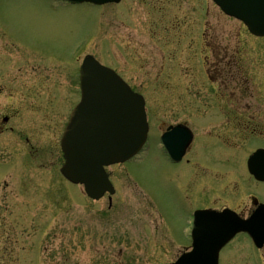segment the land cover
Segmentation results:
<instances>
[{
    "label": "rangeland",
    "instance_id": "obj_1",
    "mask_svg": "<svg viewBox=\"0 0 264 264\" xmlns=\"http://www.w3.org/2000/svg\"><path fill=\"white\" fill-rule=\"evenodd\" d=\"M88 55L144 95L151 125L145 149L107 169L115 194L97 201L59 172V133L79 98V66ZM223 57L238 71L237 95L256 96L250 111H264V38L210 0H0V66L11 67L9 79L0 76V108L21 109L16 134L0 137V264H171L183 248L168 231L185 225L187 187L191 206L228 207L244 217L253 196L264 202V183L246 168L264 147V113L259 128L239 130L247 120L235 119L232 100L224 107L219 99L233 85L224 89L223 78L207 72ZM161 122L192 130L189 166L168 161ZM192 157L200 168H190ZM220 264H264V248L239 236Z\"/></svg>",
    "mask_w": 264,
    "mask_h": 264
},
{
    "label": "water",
    "instance_id": "obj_2",
    "mask_svg": "<svg viewBox=\"0 0 264 264\" xmlns=\"http://www.w3.org/2000/svg\"><path fill=\"white\" fill-rule=\"evenodd\" d=\"M63 1L103 5L120 0ZM213 1L225 14L241 20L252 34L264 37V0ZM81 88V103L72 112L61 141L65 158L61 173L98 200L106 192L114 193L105 167L124 163L142 149L148 123L143 98L91 56L81 66ZM166 146L172 153V146L167 142ZM248 169L264 182V149L250 156ZM239 232H247L257 247L264 245V204L246 220L229 210L196 214L194 250L174 264H218L220 249ZM200 240L208 243L201 245Z\"/></svg>",
    "mask_w": 264,
    "mask_h": 264
},
{
    "label": "flooded vegetation",
    "instance_id": "obj_3",
    "mask_svg": "<svg viewBox=\"0 0 264 264\" xmlns=\"http://www.w3.org/2000/svg\"><path fill=\"white\" fill-rule=\"evenodd\" d=\"M13 42V41H12ZM13 44V43H12ZM22 58V57H21ZM20 58V59H21ZM19 59V60H20ZM13 60L14 57H13ZM18 60V61H19ZM64 64V62H63ZM5 66H0V76L4 75L6 76L8 79V70L11 69V67H9V65L7 66L6 64H4ZM28 65H25V67ZM211 68L210 70H208L207 72L210 73V71H214L215 72V78L216 80L218 79V77H222L223 79L220 81L221 86H223L224 89H227V86L233 85L231 87L234 88V92L231 91L232 95L226 96V95H221L219 97V99H221L220 102L225 103L226 107V103H227V98H229L230 100H232V102H230V110L233 111L235 113V119L236 120H247L246 124L243 127L239 126V130L243 131V132H249V131H253L257 129V126L259 128V123L257 119H259V116H261L260 114H262V112L264 113V111H250L251 109H253L254 106L250 101H248V99L250 100H254L257 99V97L255 96H250V97H246L243 96L241 94L237 95L238 92H240L242 86H241V81H236L234 79L235 75H237V72H235L236 69L232 68V60L227 59L226 57L220 58L219 60H216V63L210 65L209 67ZM23 70L21 68H19V72ZM234 72V73H233ZM4 85V84H3ZM2 84H0V87L3 86ZM2 90L0 89V93ZM242 91V90H241ZM78 95L80 99L81 97V87H80V77H79V72H78ZM77 100V101H78ZM225 100V101H224ZM77 101L73 104V106L70 108V110L76 105ZM252 104V105H250ZM257 109H259L257 107ZM69 110V111H70ZM69 111L67 112L69 115ZM21 114V109L18 107H10L7 110L0 108V137H4L9 135L10 137L15 135L17 132V122H16V118ZM224 115V114H222ZM67 116V115H64ZM226 116V115H225ZM67 124V119L64 122V125L62 126V129L60 130V136L65 128ZM173 128H179L180 133H177L176 138H173V142L175 147L177 146V144H182L185 145L184 146V154L181 158V160L179 162H174L173 160L170 159L169 155L167 154V152L164 149V144H163V137L165 134L172 132ZM161 133L158 136L159 139V143H160V147L163 149V152L165 153V156L167 157L168 161L172 164V165H181L184 162H186L187 164H191L189 162H192L191 160H187L185 159V156L187 154V151L192 150L193 152V147H194V141L195 139L193 138V132L192 130L185 124L183 123H176V124H169L167 125L164 122H161ZM189 132H192V140H189L188 138V134ZM60 139V138H59ZM25 142L29 143V137L26 136L25 138ZM193 158V157H192ZM194 162L192 163V165H190V168H197V167H201L199 166L195 159H192ZM185 164V163H184ZM185 164V165H187ZM189 166V165H187ZM203 171V170H202ZM203 189H205L204 183L202 184ZM190 189L187 187V195L185 197H183L185 199V202L188 204H185V207H182V211L183 213H185V218H186V222L185 225L181 228V227H177L174 228L170 231H168L167 225L164 222V216L161 212H159L157 210L158 215L160 216V219L163 222V225L165 226V229L169 232V234L171 235V237L173 238L172 243L176 246V247H181L183 248V250L180 252V254L176 257V259L178 257H180L182 254H184L185 252L189 251L190 249H192V245H193V236H192V227H193V215L194 212L197 210H215V211H222L225 208L228 207H214L211 206L212 204H202V206H191V199L188 196ZM220 201V197L216 196V198L213 201ZM212 201V202H213ZM252 211V210H251ZM251 211L248 213L250 214ZM239 236H245L248 238V236L246 234H239L237 235L234 239H236ZM231 243V242H230ZM229 243V244H230ZM227 244L219 253V260H221V255H222V251L229 245ZM175 259V260H176Z\"/></svg>",
    "mask_w": 264,
    "mask_h": 264
}]
</instances>
